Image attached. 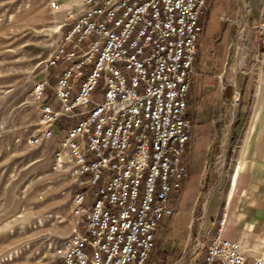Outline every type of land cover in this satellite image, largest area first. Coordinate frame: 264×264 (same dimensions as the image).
<instances>
[{
    "label": "built area",
    "instance_id": "2783aa9c",
    "mask_svg": "<svg viewBox=\"0 0 264 264\" xmlns=\"http://www.w3.org/2000/svg\"><path fill=\"white\" fill-rule=\"evenodd\" d=\"M208 2L83 0L70 16L33 93L40 139L58 136L56 163L73 177L77 225L42 264L147 262L159 224L176 212L170 196L188 176V92ZM255 32L264 61V16ZM204 264H264V251L248 257L216 234Z\"/></svg>",
    "mask_w": 264,
    "mask_h": 264
},
{
    "label": "rangeland",
    "instance_id": "374dc122",
    "mask_svg": "<svg viewBox=\"0 0 264 264\" xmlns=\"http://www.w3.org/2000/svg\"><path fill=\"white\" fill-rule=\"evenodd\" d=\"M52 2L58 10L51 8ZM82 2L0 0V264L47 262L52 248L77 225L73 177L67 164L56 163L58 136L40 139V104L33 91L44 78L47 59L65 26L81 11ZM245 33L248 41L245 35L243 40L236 36L228 56V70L242 74L251 87L243 100L236 94L233 101L238 126L231 156L246 149L247 156L264 158V78L256 73L251 79L256 51L249 43L251 35ZM48 82L53 85L52 76ZM46 93L52 100L51 88ZM36 138L38 143L33 142ZM203 204L204 200L196 208L197 216H201ZM201 222L186 229L179 215L162 221L145 264H176L185 246L188 249L196 240H204H194ZM84 227L83 221L81 230Z\"/></svg>",
    "mask_w": 264,
    "mask_h": 264
},
{
    "label": "crops",
    "instance_id": "0c3cea01",
    "mask_svg": "<svg viewBox=\"0 0 264 264\" xmlns=\"http://www.w3.org/2000/svg\"><path fill=\"white\" fill-rule=\"evenodd\" d=\"M208 4L188 92L192 134L182 156L188 176L170 196V203L176 206L174 216L184 218L186 229L202 220L194 240H204H196L188 249L185 246L176 264H204L216 234L239 242L248 257L264 251V158L247 156L246 149L231 156L238 126L233 101L236 94L243 100L251 87L242 74L228 70L236 36L243 40L248 32L249 43L256 48L255 29L264 16V0H210ZM253 59L257 62L251 67L255 73L251 79L256 73L264 78V61L257 56ZM202 200L204 208L197 216Z\"/></svg>",
    "mask_w": 264,
    "mask_h": 264
},
{
    "label": "trees",
    "instance_id": "16d2710c",
    "mask_svg": "<svg viewBox=\"0 0 264 264\" xmlns=\"http://www.w3.org/2000/svg\"><path fill=\"white\" fill-rule=\"evenodd\" d=\"M59 128H62V126H60Z\"/></svg>",
    "mask_w": 264,
    "mask_h": 264
}]
</instances>
